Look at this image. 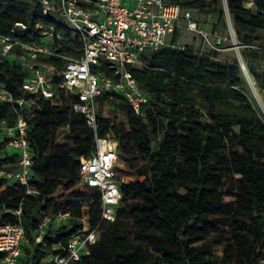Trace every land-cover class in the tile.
<instances>
[{"label":"trees","instance_id":"trees-1","mask_svg":"<svg viewBox=\"0 0 264 264\" xmlns=\"http://www.w3.org/2000/svg\"><path fill=\"white\" fill-rule=\"evenodd\" d=\"M166 1L211 16L209 29L219 32L228 13L244 65L264 92V0ZM38 21H48L40 0H0V33L22 22L28 32L37 34ZM62 32L56 50L74 53L81 41L71 39L68 30ZM177 36L175 31L167 46L127 64L148 98L138 115L124 100L103 94L95 98L93 129L62 92L60 105L37 101L26 133L33 158L29 183L0 178V225L20 221L25 231L21 264H53L43 258L80 226V217H86L91 227L98 224L97 240L73 264L264 262V120L246 93L237 58L222 60L217 51L177 45ZM42 59L55 70L65 64L57 55ZM100 68L110 71L104 60ZM24 75L15 58L6 56L0 62V83L15 97L22 94ZM106 103L128 111L129 131L117 130L102 113ZM0 119L14 121L13 109L5 101H0ZM62 127L66 136L58 142ZM108 132L138 176L120 182L122 201L113 220L100 217V190L77 181L79 160L95 149V134ZM6 138L0 129V168L16 163L17 153L3 147ZM122 203L125 219L118 216ZM18 208L19 216L13 212ZM64 211L71 217L56 226L49 223L37 241L42 217ZM212 236L222 243L220 256L211 251Z\"/></svg>","mask_w":264,"mask_h":264},{"label":"built area","instance_id":"built-area-1","mask_svg":"<svg viewBox=\"0 0 264 264\" xmlns=\"http://www.w3.org/2000/svg\"><path fill=\"white\" fill-rule=\"evenodd\" d=\"M46 22H35L36 33L27 31V25L16 22L7 33H0V62L4 57L15 58L25 75L19 96H14L0 83V101L13 109L14 121L8 124L0 119V129L7 138L3 147L17 153L16 167L0 168L1 177H12L28 185L33 158L26 137L28 119L37 108L39 99L53 105L61 104L60 93L70 97L72 109L84 115L86 123L95 129L97 108L95 98L108 94L109 98L124 100L135 115L140 106L147 103L146 93L127 70V64L137 63L144 53L167 46L175 31L187 30L195 34L211 51L224 50L227 35L217 29H207L194 19L192 10L166 0H40ZM51 11L56 13L51 15ZM60 28L57 29L56 26ZM68 30L70 38H78L81 46L67 54L56 50V42ZM57 55L64 59L62 69L55 70L42 57ZM106 61L109 73L100 68ZM59 76L58 81L55 78ZM109 107L108 104L103 106ZM58 130L56 140L61 138ZM118 143L112 132L104 136L95 134V149L79 160L77 181L79 184L97 187L101 219L113 220L122 201L119 189L123 181L118 163ZM27 191H33L28 189ZM20 208L13 210L20 215ZM71 217L69 211L54 217L44 215L36 240L40 241L45 227L56 221L65 223ZM80 226L72 231L64 243L58 242L53 252L43 260L53 264H73L83 254L89 253V245L97 240L98 224L90 226L86 217L78 218ZM25 239L20 221L0 225V264H19L21 244Z\"/></svg>","mask_w":264,"mask_h":264},{"label":"rangeland","instance_id":"rangeland-1","mask_svg":"<svg viewBox=\"0 0 264 264\" xmlns=\"http://www.w3.org/2000/svg\"><path fill=\"white\" fill-rule=\"evenodd\" d=\"M246 5H249V3H247ZM193 16L199 25H201L207 29L211 27V24L214 20L211 16H209V15L205 16V15H202L200 13H194ZM220 33L227 35V39L224 42V46H226V47L224 50L217 51L218 54L216 56L222 60H231L233 58H237L240 62H241V60L243 62L242 55H241V46L239 45L238 41L235 38L234 29H233V26H232V23H231V20L229 18L228 13L226 15V25L224 28L221 29ZM177 37H178L176 40L177 45L189 44L196 51H208L207 47L202 43L200 38H198L192 32H189L187 30H181L178 32ZM170 39H171V37H169V42H170ZM241 71H242V68H241ZM243 79H244V87H245L246 93H247L251 103L253 104L257 113L264 120V112L261 108L262 105L264 108V92L257 85H255L257 90L259 91V95H260L259 99L260 100L255 98L253 93L250 91L249 86H248L247 81L244 78V76H243ZM253 82H255V81L253 80ZM104 115L108 116L111 119L112 124L115 125L117 130H119L120 128H123L124 131L130 130V127H129L130 114L128 113V111L118 110L117 108L112 109L110 107H105L104 108ZM59 134H61V138L59 139V141H62L63 137L65 135L64 130H60ZM127 149H128V151L132 157H134L136 155L135 150H134V146L132 143H129L127 145ZM141 162L142 161L139 160V163H141ZM118 163L121 166L120 172H121L122 179L124 182H128L130 180H134V179L138 178V176L136 174H134V172H132L129 169V167H128L129 161L126 160L125 156L120 151H119ZM118 216H119V218H122V219L127 218L125 203H122L121 206L119 207ZM51 224H52V226H56L57 222L52 221ZM215 238H216V236L211 237V239H212L211 251L215 256H220L221 255V249H222V243L215 241ZM19 264H20V262H19ZM261 264H264V262H262Z\"/></svg>","mask_w":264,"mask_h":264},{"label":"bare ground","instance_id":"bare-ground-1","mask_svg":"<svg viewBox=\"0 0 264 264\" xmlns=\"http://www.w3.org/2000/svg\"><path fill=\"white\" fill-rule=\"evenodd\" d=\"M241 62H242V60H241ZM242 74H243L244 78L247 81V84L249 86L250 91L253 93V95L255 96V98L259 99L260 98L259 91L257 90V88L255 86L256 84H255V82H253V79H252L251 75L248 73L245 65L242 67ZM261 108H262V110L264 112L263 105L261 106Z\"/></svg>","mask_w":264,"mask_h":264},{"label":"crops","instance_id":"crops-1","mask_svg":"<svg viewBox=\"0 0 264 264\" xmlns=\"http://www.w3.org/2000/svg\"><path fill=\"white\" fill-rule=\"evenodd\" d=\"M16 166H17L16 164H14V165H10L9 168H14V167H16ZM19 262H20V264H21V258L19 259Z\"/></svg>","mask_w":264,"mask_h":264},{"label":"water","instance_id":"water-1","mask_svg":"<svg viewBox=\"0 0 264 264\" xmlns=\"http://www.w3.org/2000/svg\"><path fill=\"white\" fill-rule=\"evenodd\" d=\"M239 64H240V67H241V68L244 66V63H243V62H240V61H239Z\"/></svg>","mask_w":264,"mask_h":264}]
</instances>
